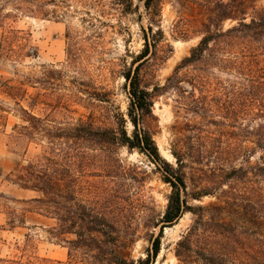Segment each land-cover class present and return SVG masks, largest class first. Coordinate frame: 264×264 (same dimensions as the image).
Instances as JSON below:
<instances>
[{
  "label": "trees",
  "instance_id": "1",
  "mask_svg": "<svg viewBox=\"0 0 264 264\" xmlns=\"http://www.w3.org/2000/svg\"><path fill=\"white\" fill-rule=\"evenodd\" d=\"M114 1L124 13L131 12L132 0ZM139 1H143L145 11L154 1L158 13L161 0ZM171 1L181 15L194 10L207 14V23L201 22V39L164 85H153L149 91V84L139 74L140 67L148 64L154 68L171 49L162 44L161 30L141 28L143 48L133 62L137 65L123 74L128 87L126 118L118 114L113 124L105 127L89 116L86 121L50 131L40 119L21 110L24 125L14 127L17 138L31 140L39 135L49 141L50 147L26 165L17 163L4 180L19 190L36 194L20 203L27 206L24 212L55 221V226L46 232L50 240L68 245L66 264L156 261L162 229L143 259H130L129 226L113 219L112 208L99 203L92 193V183L86 180L96 177L95 170L102 161L101 166L108 168V159L119 148L145 156L161 174V181L169 186L162 226L173 224L184 213L194 216L175 244L177 264H264V7L249 16L248 4L256 0ZM16 3L29 6L24 9L41 16H46L45 8L51 6L50 14L56 19L58 15H69V4L73 2L0 0V28L13 12L7 6L20 10ZM226 21L235 25L223 31L220 25ZM188 33L186 28L176 32L181 38ZM4 87L9 92L15 90ZM166 93L172 94L175 114L187 120L170 151L173 164L160 157L147 126L154 100ZM95 99L105 102L103 95H96ZM126 123L131 126L130 133ZM59 142L67 155V163L61 169ZM75 157L79 158V166L72 162ZM251 159H255L253 163ZM187 180L191 185L204 186L188 192ZM205 196L214 201L205 207L189 206V200L200 201ZM203 212L208 213L204 216ZM7 214L9 228L13 229L16 222L24 225L14 211ZM66 236L73 239L67 241ZM28 243L26 240L20 256L0 258V264L46 263L33 252L28 253Z\"/></svg>",
  "mask_w": 264,
  "mask_h": 264
},
{
  "label": "rangeland",
  "instance_id": "2",
  "mask_svg": "<svg viewBox=\"0 0 264 264\" xmlns=\"http://www.w3.org/2000/svg\"><path fill=\"white\" fill-rule=\"evenodd\" d=\"M72 2L69 15L63 18L58 15L56 19L50 14L51 6L45 8L46 16L28 12L24 8L29 6L22 3L14 4L18 5V11L7 6L6 9L13 12L0 28L1 259L20 256L28 240V253L33 252L38 259L46 260L43 264L67 262L68 245L50 240L46 232L55 226V221L24 212L27 206L20 201L33 199L36 194L19 190L4 180L17 163L26 165L50 147L49 141L39 135L31 140L16 137V129L24 125L21 110L40 119L50 131L86 121L89 116L95 118L98 125L109 127L118 114L126 118L128 87L123 74L137 65L133 62L143 48L141 28L146 30L151 26L153 32L161 30L162 44L171 49L167 58L154 68L148 64L140 67L139 74L151 91L153 85L162 87L174 68L189 56L201 39V22L207 23V14L200 15L194 10L192 14L181 15L171 0H161L158 13L154 1L145 11L143 1L132 0L133 6L128 13H124L114 0ZM248 5L247 13L253 16L255 11L263 9L264 0ZM135 6H138L137 11ZM234 25L235 22L226 21L220 28L225 31ZM184 28L189 29V33L181 38L176 32ZM4 86L15 90L9 92ZM96 95H103L105 102L96 101ZM184 122L187 120L175 114L171 93L154 100L147 126L160 157L170 164L174 163L170 151ZM126 130L130 133L129 123H126ZM57 145L61 150L58 155L61 169L67 163V155L62 152V142ZM115 152L108 159V168L101 166L102 161L95 170L96 177L86 178L92 183V193L100 204L112 208V217L119 225L129 226L130 259H143L151 241L162 229L160 251L154 264H177L175 244L192 224L194 216L184 213L173 224L162 226L160 221L170 194L169 186L161 181V174L145 156L125 148ZM72 162L79 166L78 157ZM186 174L188 176V172ZM186 186L189 192L204 185H191L187 180ZM213 201V197L205 196L200 201L189 200L188 204L205 207ZM11 211L22 217L23 226L16 222L13 229L8 227L7 213ZM71 239L72 236H66L67 241Z\"/></svg>",
  "mask_w": 264,
  "mask_h": 264
}]
</instances>
